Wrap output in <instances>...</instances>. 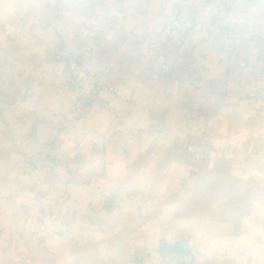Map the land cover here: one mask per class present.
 <instances>
[{"label": "crops", "instance_id": "obj_1", "mask_svg": "<svg viewBox=\"0 0 264 264\" xmlns=\"http://www.w3.org/2000/svg\"><path fill=\"white\" fill-rule=\"evenodd\" d=\"M178 15L204 28L179 46ZM68 52L110 73L113 106L79 101ZM167 246L264 264V0H0V264Z\"/></svg>", "mask_w": 264, "mask_h": 264}, {"label": "built area", "instance_id": "obj_2", "mask_svg": "<svg viewBox=\"0 0 264 264\" xmlns=\"http://www.w3.org/2000/svg\"><path fill=\"white\" fill-rule=\"evenodd\" d=\"M189 29L203 30L202 23L191 20L184 15H178L167 19L162 26L160 37L172 45H182L186 41V33ZM83 33L89 34L88 27L83 28ZM69 68L75 73L73 78L77 89L79 101L91 104L96 100H104L108 106H113V97L118 93L116 84L110 77L107 70H91L81 63L75 53L66 54ZM76 119V112L70 111L67 114V121L73 124ZM186 149L193 161L203 163L206 157V150L195 143L194 137L187 132L183 133ZM40 154L36 153L31 161L37 162ZM160 256L166 264H195L192 251L185 248L164 247L160 250Z\"/></svg>", "mask_w": 264, "mask_h": 264}]
</instances>
